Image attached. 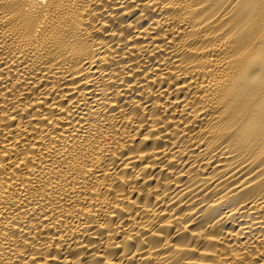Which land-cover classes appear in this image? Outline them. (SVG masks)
<instances>
[{
    "label": "bare ground",
    "instance_id": "6f19581e",
    "mask_svg": "<svg viewBox=\"0 0 264 264\" xmlns=\"http://www.w3.org/2000/svg\"><path fill=\"white\" fill-rule=\"evenodd\" d=\"M0 264H264V0H0Z\"/></svg>",
    "mask_w": 264,
    "mask_h": 264
}]
</instances>
